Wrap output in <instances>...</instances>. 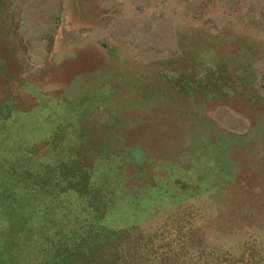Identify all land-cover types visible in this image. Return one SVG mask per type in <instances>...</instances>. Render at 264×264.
I'll return each instance as SVG.
<instances>
[{
    "label": "rangeland",
    "instance_id": "1",
    "mask_svg": "<svg viewBox=\"0 0 264 264\" xmlns=\"http://www.w3.org/2000/svg\"><path fill=\"white\" fill-rule=\"evenodd\" d=\"M9 4L0 264L49 262L102 203L103 227L135 228L105 248L117 264H264V0ZM180 34L234 81L206 91L192 66L168 73Z\"/></svg>",
    "mask_w": 264,
    "mask_h": 264
},
{
    "label": "trees",
    "instance_id": "2",
    "mask_svg": "<svg viewBox=\"0 0 264 264\" xmlns=\"http://www.w3.org/2000/svg\"><path fill=\"white\" fill-rule=\"evenodd\" d=\"M9 1L12 0H0V12L3 8L6 9L9 7ZM178 41L181 47V55L179 58L171 59L169 62L167 61L169 68H171L168 70V73L172 72L170 74L176 77L175 71L177 69L173 68L175 65L192 66L196 70H199L197 73L204 76L203 78L209 76V78H207L208 81L205 80V85L207 86H204V88L206 91L209 90L210 87L216 88L215 85L222 84L223 87L229 86V84L234 81L232 74L229 72L230 70L227 66H223L224 63L222 64L220 60L223 58L221 54L206 45L205 54H198L200 50H198V53L195 52L197 44L192 45V40L188 35L182 36L180 34ZM12 42L0 46V73L3 77L8 79H11L14 66L19 65L17 56L14 55L15 53L11 50V46H14ZM243 43L248 45L246 40L239 38L238 44L242 45ZM248 51L247 63L252 64L256 59L258 60L260 53L257 52L258 48L256 45L252 44V42H250ZM202 82H204L203 79L201 81H196V85L199 86ZM200 87L203 89V86ZM257 112L262 119L263 115L261 111L258 110ZM101 205L100 208H103V210H98L96 214V219L99 223H95V226H84L85 233L83 234L82 232L78 237H75L77 240L76 242H73L70 246L68 244L58 246V254L56 256L54 255L49 262H45L44 264H117L116 258H118V252L112 251L106 253L105 248L110 243L123 239L127 235L130 236V232L135 228H126L119 231L107 230L102 226L101 221L105 220L106 222L107 219L105 216L109 212V206L105 203Z\"/></svg>",
    "mask_w": 264,
    "mask_h": 264
}]
</instances>
